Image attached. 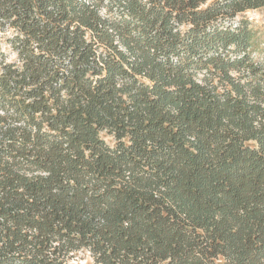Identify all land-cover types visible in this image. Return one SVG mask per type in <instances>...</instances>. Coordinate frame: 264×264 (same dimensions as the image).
Wrapping results in <instances>:
<instances>
[{
  "label": "trees",
  "instance_id": "obj_1",
  "mask_svg": "<svg viewBox=\"0 0 264 264\" xmlns=\"http://www.w3.org/2000/svg\"><path fill=\"white\" fill-rule=\"evenodd\" d=\"M264 0H0V264H264Z\"/></svg>",
  "mask_w": 264,
  "mask_h": 264
},
{
  "label": "rangeland",
  "instance_id": "obj_2",
  "mask_svg": "<svg viewBox=\"0 0 264 264\" xmlns=\"http://www.w3.org/2000/svg\"><path fill=\"white\" fill-rule=\"evenodd\" d=\"M247 20L253 34L252 55L255 61L264 60V9L248 11L238 16L237 22ZM12 32L0 27V69L2 62L13 63L17 56L8 45V39ZM86 264V262H83Z\"/></svg>",
  "mask_w": 264,
  "mask_h": 264
}]
</instances>
